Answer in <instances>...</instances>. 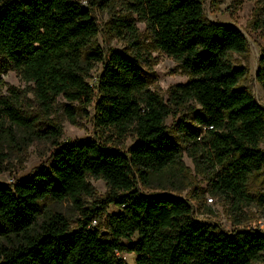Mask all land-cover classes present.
Here are the masks:
<instances>
[{"label":"trees","instance_id":"obj_1","mask_svg":"<svg viewBox=\"0 0 264 264\" xmlns=\"http://www.w3.org/2000/svg\"><path fill=\"white\" fill-rule=\"evenodd\" d=\"M205 1L123 0L155 48L190 74L165 101L149 88L133 19L111 20L129 35L133 52L105 53L95 46L96 0H0V84L2 72L13 69L44 104L59 96L93 104L97 126L137 137L127 149L96 138L56 142L49 163L0 183V264H128L125 252L135 254V264H264V230L226 231L196 219L185 198L142 189L153 175L182 165V147L166 125L172 105L190 107L177 131L196 166L209 169L214 194L236 204L249 199L251 179L264 171V105L242 83L248 67L234 60L248 51V38L235 24L209 19ZM94 62L102 70L90 84ZM255 76L264 88V47ZM0 107V121L26 122L7 98ZM4 161L0 133V172ZM89 176L105 180L108 192L85 207L82 197L94 192ZM65 199L82 216L74 229L61 214L43 213L46 201ZM255 200L264 208V190ZM103 213L106 227L92 226Z\"/></svg>","mask_w":264,"mask_h":264},{"label":"rangeland","instance_id":"obj_2","mask_svg":"<svg viewBox=\"0 0 264 264\" xmlns=\"http://www.w3.org/2000/svg\"><path fill=\"white\" fill-rule=\"evenodd\" d=\"M78 1L90 5L89 0ZM100 3L96 0L93 8V16L100 26L95 46L105 53L115 48L133 52L129 35L113 28L111 23L112 18L124 15L133 19L138 29L140 52L147 59L143 68L151 79L149 88L167 101L170 88L188 81L190 74L173 57L155 48L145 23L125 10L123 0ZM204 6L209 19L235 24L248 38V51L245 54H234V60L237 64L248 67L249 73L242 83L249 86L256 99L264 105V88L255 76L264 47V0H206ZM101 70L102 63L94 62L88 78L90 84L96 83ZM1 78L0 97L7 98L17 108L18 114L26 118V122L18 124L10 117H3L0 121L1 145L5 158L0 183H12L25 178L39 165L49 163L56 142L96 138L127 149L137 140L133 133L121 137L114 130L97 126L93 104L70 102L59 96L53 105L48 106L37 97L34 84L23 80L15 70L2 72ZM172 109L174 112L166 119V125L171 136L182 147V165L153 175L148 189L142 188L143 191L177 194L190 202L196 219L229 232L252 228L264 230V208L255 200V194L264 190V171L251 179L249 199L236 204L229 197L214 194L208 183L209 169L202 164L200 167L196 166L190 154V145L177 131V121L180 118L190 119V107L172 105ZM88 180L94 187V192L82 197L85 207L104 199L108 192L105 180L93 176H89ZM44 209V214H61L71 229L76 228L82 218L70 199L48 200ZM106 217V213L98 217L96 226L105 228ZM120 256L128 264H135V254L125 252L120 253Z\"/></svg>","mask_w":264,"mask_h":264},{"label":"built area","instance_id":"obj_3","mask_svg":"<svg viewBox=\"0 0 264 264\" xmlns=\"http://www.w3.org/2000/svg\"><path fill=\"white\" fill-rule=\"evenodd\" d=\"M83 3V2H82ZM85 4V3H84ZM91 225L92 226H96L97 225V219H93L92 222H91Z\"/></svg>","mask_w":264,"mask_h":264},{"label":"water","instance_id":"obj_4","mask_svg":"<svg viewBox=\"0 0 264 264\" xmlns=\"http://www.w3.org/2000/svg\"><path fill=\"white\" fill-rule=\"evenodd\" d=\"M120 258H122V257H120Z\"/></svg>","mask_w":264,"mask_h":264}]
</instances>
